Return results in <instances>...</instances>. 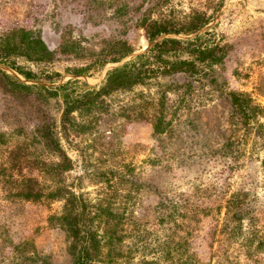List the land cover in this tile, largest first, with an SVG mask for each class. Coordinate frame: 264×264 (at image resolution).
I'll use <instances>...</instances> for the list:
<instances>
[{"label":"rangeland","instance_id":"obj_1","mask_svg":"<svg viewBox=\"0 0 264 264\" xmlns=\"http://www.w3.org/2000/svg\"><path fill=\"white\" fill-rule=\"evenodd\" d=\"M196 15L208 19L205 27L156 42L200 39L204 47L223 48L215 52L220 61L198 64L194 77L161 75L98 95L112 72L139 62L152 46L143 18L181 24ZM22 27L52 54L16 59L36 74L32 80L0 65L30 87L28 97L12 93L0 75V167L11 168V153L23 150L26 175L80 199L81 224L94 238L91 264H175V245L184 241L196 264H221L227 251L236 264H264L230 243L221 213V192H249L252 214L264 225V151L251 150L249 140L233 169L221 157L229 94L247 92L264 107L255 89L264 84V0H0V38ZM67 104L75 107L64 126ZM162 118L166 129L159 133ZM48 130L70 169L48 146ZM172 201L187 202L192 213H174ZM64 204L15 203L0 191L1 230L32 244L19 254L0 246V264H71L74 240L48 222Z\"/></svg>","mask_w":264,"mask_h":264},{"label":"trees","instance_id":"obj_2","mask_svg":"<svg viewBox=\"0 0 264 264\" xmlns=\"http://www.w3.org/2000/svg\"><path fill=\"white\" fill-rule=\"evenodd\" d=\"M208 19L201 15L191 17L185 23H175L163 18L151 20V18H143L141 26L145 32V36L152 44L148 52L143 55L139 62L125 65L123 68L112 72L107 79L105 87L98 94H109L115 90L128 88L137 84H144L147 80L171 74H186L194 77L198 73V64L217 63L222 58L216 54V50H223L219 45L210 48L202 46L200 39L194 43H186L178 38L167 37L156 42V40L164 35L180 36L182 34L195 33L207 25ZM11 36V37H10ZM156 42V43H154ZM50 50L45 46L41 38L34 36L32 30L22 27L12 32L7 37L0 38V65L11 68L25 77L32 80L36 77L31 71H25L21 68L16 59L24 57L31 61H44L51 55ZM186 55L187 57H184ZM0 75L3 79L5 87H12V93L28 97L30 96V87L13 80L0 68ZM49 81L53 79L48 76ZM256 94L264 95V84L256 86ZM229 100L232 105V113L228 116L226 127L229 134L222 132L226 142L221 147V157L229 159L233 164L230 168L238 167L241 159L246 155V145L251 140V150L264 151V107L259 104L251 94L247 92L230 93ZM75 107V106H74ZM74 107L67 104L63 112V124L70 121V116L74 111ZM164 118L156 126L159 133H164L166 127L163 126ZM239 132H242L240 134ZM48 146L54 150V154L63 158L67 163L66 168L70 169V159L63 153L60 144L53 138L50 131H47ZM250 136V138L248 137ZM12 167H0V191L15 203H29L50 207L53 201L64 200L65 204L62 213L59 215H49L48 222L53 228L66 230L74 240L73 246L70 248V254L73 257L71 264H91L92 261V243L94 238L86 231L85 224H81L80 210L78 207L83 206L80 199L68 192L66 189L47 190L39 178L26 175L27 154L23 150H14L12 153ZM264 164V160H263ZM32 167H42L39 164H31ZM48 172V171H47ZM50 173V172H49ZM56 170L51 171V174ZM249 192L237 191L227 194L226 191L221 192V213L225 209L223 218V230L229 234L230 243L239 244L240 251L247 256L248 259L255 263L264 261V225L260 226L258 218L252 214L256 211V206L249 200ZM164 200V199H163ZM250 202V203H249ZM170 210L174 213H186L188 208L185 206L171 202ZM225 203V204H223ZM254 204V203H253ZM161 210H166L168 206L163 201L160 205ZM184 211V212H180ZM189 212L188 214H191ZM184 215L186 218L188 216ZM2 227V226H1ZM6 228H0V246L2 250L7 244L13 248L16 253L22 252V249L32 245L27 240L19 241L14 236L6 234ZM176 259L175 264H185L182 258H188V263L193 259L196 264V257L190 253L188 242H181L175 245ZM182 254V255H180ZM186 263V264H188ZM221 264H236L230 259L229 251L221 255Z\"/></svg>","mask_w":264,"mask_h":264}]
</instances>
